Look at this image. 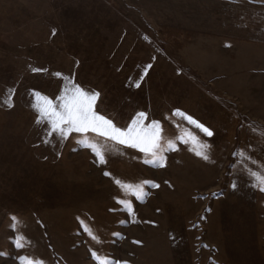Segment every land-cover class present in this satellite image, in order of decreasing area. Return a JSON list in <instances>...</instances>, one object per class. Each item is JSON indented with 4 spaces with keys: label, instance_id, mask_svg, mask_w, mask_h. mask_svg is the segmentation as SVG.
<instances>
[{
    "label": "rangeland",
    "instance_id": "rangeland-1",
    "mask_svg": "<svg viewBox=\"0 0 264 264\" xmlns=\"http://www.w3.org/2000/svg\"><path fill=\"white\" fill-rule=\"evenodd\" d=\"M73 83L157 156L54 132ZM260 177L264 0H0V264H264Z\"/></svg>",
    "mask_w": 264,
    "mask_h": 264
},
{
    "label": "snow or ice",
    "instance_id": "snow-or-ice-1",
    "mask_svg": "<svg viewBox=\"0 0 264 264\" xmlns=\"http://www.w3.org/2000/svg\"><path fill=\"white\" fill-rule=\"evenodd\" d=\"M151 68V65L147 66ZM34 71H40V69H34ZM147 72L145 71V75ZM56 76H61L60 73H55ZM139 83L136 87H139ZM37 97V108L41 116L48 119L52 126V130L58 131L65 137L70 132H93L99 136L115 140L120 144H127L134 148H139L141 152L150 153L153 157L157 156V151L160 149V140L162 129L158 122L153 121L148 127H144L142 121L146 119V114L140 112L137 114V118L132 121L126 129L118 128L114 123L107 119L106 117L99 115L94 110V105L99 97L98 92H86L79 85L73 83L70 88H65L61 95L58 97L60 101L59 104L54 103L47 97H42L39 93H35ZM11 106V105H9ZM189 121V123L194 124L197 128H200L207 136L211 137L213 135L207 127L199 124L191 116H186L184 113L177 111L175 113ZM40 122L39 120L37 121ZM92 147L93 151L97 152L100 157L101 163L104 162V157L100 153L95 145H89ZM203 147H206L203 146ZM200 155L201 153H197ZM162 160L163 158L160 157ZM207 159V156H204ZM149 161H145L148 163ZM162 166V165H161ZM108 175V173H105ZM262 183H264V177H260ZM119 183V181H117ZM144 183H151L150 181H144ZM154 187H159V185L153 184ZM127 189H131L132 186H125ZM137 191L134 194L137 198H141L142 191L140 186H137ZM130 210V208H129ZM2 255V253H0ZM26 264H33L32 261L24 258ZM39 264V262H36Z\"/></svg>",
    "mask_w": 264,
    "mask_h": 264
}]
</instances>
